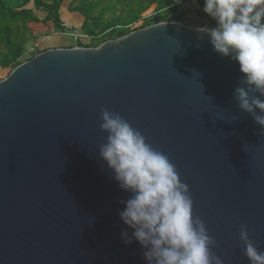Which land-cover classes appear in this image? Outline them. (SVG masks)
<instances>
[{
    "label": "water",
    "instance_id": "1",
    "mask_svg": "<svg viewBox=\"0 0 264 264\" xmlns=\"http://www.w3.org/2000/svg\"><path fill=\"white\" fill-rule=\"evenodd\" d=\"M196 29L48 49L0 81V264H148L120 217L133 194L99 154L102 108L176 165L223 264H251L242 226L264 252V129L234 96L238 61Z\"/></svg>",
    "mask_w": 264,
    "mask_h": 264
},
{
    "label": "clouds",
    "instance_id": "2",
    "mask_svg": "<svg viewBox=\"0 0 264 264\" xmlns=\"http://www.w3.org/2000/svg\"><path fill=\"white\" fill-rule=\"evenodd\" d=\"M204 12L219 26L196 30L210 37L217 53L238 61L241 86L234 96L241 111L264 129V100L260 99L264 96V0H205ZM100 119L107 140L99 154L120 188L133 194L121 201L126 209L120 217L146 249L148 264H223L212 251L216 240L194 215L189 186L181 181L169 156L154 149L119 113L102 108ZM122 238L132 242L126 230ZM239 238L251 264H264V252L250 239L247 226L241 227Z\"/></svg>",
    "mask_w": 264,
    "mask_h": 264
},
{
    "label": "trees",
    "instance_id": "3",
    "mask_svg": "<svg viewBox=\"0 0 264 264\" xmlns=\"http://www.w3.org/2000/svg\"><path fill=\"white\" fill-rule=\"evenodd\" d=\"M63 2L64 0H23L22 4L12 6L6 0H0L2 69L16 68L23 63L21 58L30 41L66 28L60 17ZM31 3L46 11L43 20L37 16ZM151 9L158 13L173 12L178 15L177 0H73L69 6L71 12H79L84 16V33L93 41L101 38L105 42L118 35L123 37L147 27L146 13ZM141 21L143 23L138 24ZM35 25L41 27L38 33Z\"/></svg>",
    "mask_w": 264,
    "mask_h": 264
},
{
    "label": "rangeland",
    "instance_id": "4",
    "mask_svg": "<svg viewBox=\"0 0 264 264\" xmlns=\"http://www.w3.org/2000/svg\"><path fill=\"white\" fill-rule=\"evenodd\" d=\"M6 1L12 6L20 5L23 3V0H6ZM64 1L71 2L73 0H64ZM184 3H185L184 0H177L178 9L180 7L182 8V5H184ZM31 5L35 7L33 3H31ZM34 11L37 14V16L40 17V19L43 20L46 17V11L43 8L35 7ZM80 15L82 16V14ZM146 15L147 16L145 20L147 21L148 26L157 24V23H163L165 21H177L180 23L193 26L192 25L193 21L190 22L189 18H186V17L184 18L180 16L179 14L177 15L173 12L158 13V12H154L153 9H151L146 13ZM60 17H61V20H64L66 23H68L71 21L70 19L72 16L69 14V10L66 7H64L63 11L62 12L60 11ZM74 21L78 23L76 20ZM141 23H143V21L139 22L138 24H141ZM35 26L37 28L36 32L38 33L41 27L37 25ZM75 29L76 27L72 28V27L66 26V28L63 30H58L55 33H52L50 35L42 36L40 39H37L36 41H30L25 46V52L21 58V62H26L29 59L33 58L34 56L38 55L39 53L45 50H48V49L70 48L78 44L79 45L81 44L84 47L85 46L97 47L105 42L101 38L95 41H93L91 38H87L83 40L77 34ZM118 38H121L120 35H118L117 38L115 39H118ZM13 69L14 68L2 69L0 67V81L8 77Z\"/></svg>",
    "mask_w": 264,
    "mask_h": 264
},
{
    "label": "crops",
    "instance_id": "5",
    "mask_svg": "<svg viewBox=\"0 0 264 264\" xmlns=\"http://www.w3.org/2000/svg\"><path fill=\"white\" fill-rule=\"evenodd\" d=\"M185 3L182 5V8L180 7L178 9V14L182 17H186L190 19V22L193 21V26L195 27H200L204 25H209L212 23H216L217 21L214 20L212 17H210L207 13L204 12V7H205V0H184ZM70 1L69 2H63L60 11L62 12L64 7H66L69 10L70 6ZM67 6H66V5ZM69 10V14L72 16L71 21L66 23L64 20L63 23L67 27H76V32L77 34L84 40L87 38H90L88 35L84 33L82 30V25L84 23V16L82 17L79 12H71ZM74 20H76L78 23H76Z\"/></svg>",
    "mask_w": 264,
    "mask_h": 264
},
{
    "label": "built area",
    "instance_id": "6",
    "mask_svg": "<svg viewBox=\"0 0 264 264\" xmlns=\"http://www.w3.org/2000/svg\"><path fill=\"white\" fill-rule=\"evenodd\" d=\"M74 47V46H73Z\"/></svg>",
    "mask_w": 264,
    "mask_h": 264
}]
</instances>
